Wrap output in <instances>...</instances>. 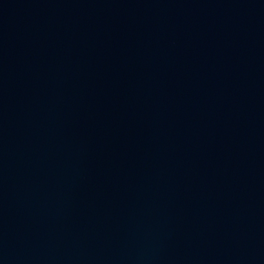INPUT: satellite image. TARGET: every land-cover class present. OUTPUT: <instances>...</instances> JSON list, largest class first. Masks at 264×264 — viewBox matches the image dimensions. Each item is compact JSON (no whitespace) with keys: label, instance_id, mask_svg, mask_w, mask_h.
Instances as JSON below:
<instances>
[{"label":"water","instance_id":"95a60500","mask_svg":"<svg viewBox=\"0 0 264 264\" xmlns=\"http://www.w3.org/2000/svg\"><path fill=\"white\" fill-rule=\"evenodd\" d=\"M0 264H264V0H0Z\"/></svg>","mask_w":264,"mask_h":264}]
</instances>
